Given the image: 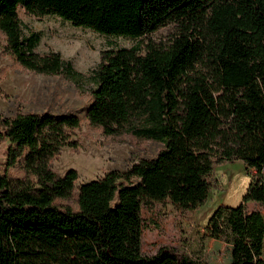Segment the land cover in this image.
Listing matches in <instances>:
<instances>
[{
  "label": "trees",
  "instance_id": "trees-1",
  "mask_svg": "<svg viewBox=\"0 0 264 264\" xmlns=\"http://www.w3.org/2000/svg\"><path fill=\"white\" fill-rule=\"evenodd\" d=\"M135 41L103 51L89 76V124L105 136L130 134L161 150L128 171L81 184L50 161L74 147L73 114L0 115V264H203L174 248L141 252L142 205L169 201L182 213L202 206L214 165L254 171L236 208L220 206L204 237L231 247V264H264V0H0L3 51L35 74L80 79L18 10ZM164 42L149 36L164 27ZM21 163L24 177L8 168Z\"/></svg>",
  "mask_w": 264,
  "mask_h": 264
},
{
  "label": "rangeland",
  "instance_id": "rangeland-1",
  "mask_svg": "<svg viewBox=\"0 0 264 264\" xmlns=\"http://www.w3.org/2000/svg\"><path fill=\"white\" fill-rule=\"evenodd\" d=\"M22 24L40 35L37 52H57L71 63L80 79L42 75L30 72L3 51L0 33V115L12 118L19 114H73L80 118V127L71 132L74 147L63 148L50 161V169L59 176L76 171L75 193L86 182L103 178L110 171L125 172L142 160H150L161 150L157 142L140 140L130 134L105 136L89 124L85 112L90 105L89 76L100 62L103 51L130 48L135 45L123 37H106L88 29L73 27L56 17H35L18 10ZM172 32L164 27L149 37L164 42ZM6 148L0 143V165L5 161ZM12 179H22L21 163L8 168ZM254 171H247L239 161L214 165L209 178L210 191L206 202L195 210L182 213L169 201L142 205L143 220L141 252L154 255L160 247L174 248L203 264H231V247L204 237L205 225L220 206L236 208L243 204ZM264 180V175H263ZM248 211L264 217V203H246ZM264 259V244L262 251Z\"/></svg>",
  "mask_w": 264,
  "mask_h": 264
}]
</instances>
